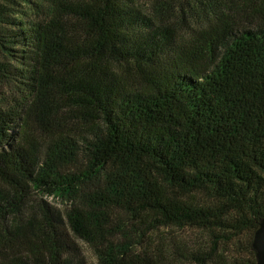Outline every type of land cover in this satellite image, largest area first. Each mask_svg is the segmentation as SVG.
Returning a JSON list of instances; mask_svg holds the SVG:
<instances>
[{"label":"trees","instance_id":"trees-1","mask_svg":"<svg viewBox=\"0 0 264 264\" xmlns=\"http://www.w3.org/2000/svg\"><path fill=\"white\" fill-rule=\"evenodd\" d=\"M263 218L264 0H0V264H256Z\"/></svg>","mask_w":264,"mask_h":264},{"label":"water","instance_id":"water-1","mask_svg":"<svg viewBox=\"0 0 264 264\" xmlns=\"http://www.w3.org/2000/svg\"><path fill=\"white\" fill-rule=\"evenodd\" d=\"M252 249L256 254V264H264V218L258 222V229L254 235Z\"/></svg>","mask_w":264,"mask_h":264},{"label":"rangeland","instance_id":"rangeland-1","mask_svg":"<svg viewBox=\"0 0 264 264\" xmlns=\"http://www.w3.org/2000/svg\"><path fill=\"white\" fill-rule=\"evenodd\" d=\"M50 201H52V199H50ZM53 202L59 204V206H62L63 203H65V198H57V199L53 200ZM172 231L173 230H169V231L165 230V232H169V233H172ZM181 234H182V232H181ZM186 234H188V233L182 234L183 235L182 237H187ZM170 236H167V238L170 237ZM80 245L82 246V249L84 251V255H85V258L87 259V261L90 264H95V258H94V255H93L92 251L87 246H85L84 244L80 243Z\"/></svg>","mask_w":264,"mask_h":264}]
</instances>
